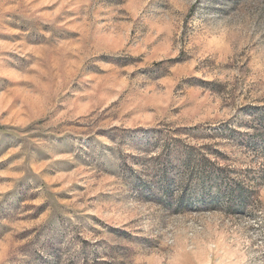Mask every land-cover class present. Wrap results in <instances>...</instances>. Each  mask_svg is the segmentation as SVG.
Returning a JSON list of instances; mask_svg holds the SVG:
<instances>
[{
  "label": "rangeland",
  "instance_id": "1",
  "mask_svg": "<svg viewBox=\"0 0 264 264\" xmlns=\"http://www.w3.org/2000/svg\"><path fill=\"white\" fill-rule=\"evenodd\" d=\"M0 264H264V0H0Z\"/></svg>",
  "mask_w": 264,
  "mask_h": 264
},
{
  "label": "trees",
  "instance_id": "2",
  "mask_svg": "<svg viewBox=\"0 0 264 264\" xmlns=\"http://www.w3.org/2000/svg\"><path fill=\"white\" fill-rule=\"evenodd\" d=\"M203 159H205V158H203ZM212 163H213V162H212ZM212 163H211V165H213ZM214 164H215V163H214ZM216 165H217V164H216ZM217 168L220 169V168H221V165H217V167L214 169V173H215V171H216ZM210 170H212V166H211ZM210 170H209V171H210ZM209 171H208V167L203 168L202 171H201L202 177H203V178H210V175H209V176L206 175V174H208Z\"/></svg>",
  "mask_w": 264,
  "mask_h": 264
}]
</instances>
